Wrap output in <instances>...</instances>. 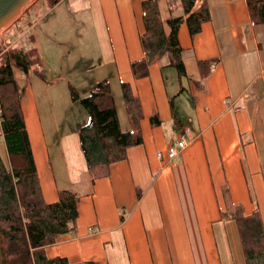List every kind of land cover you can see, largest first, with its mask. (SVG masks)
Wrapping results in <instances>:
<instances>
[{
	"label": "crops",
	"instance_id": "1",
	"mask_svg": "<svg viewBox=\"0 0 264 264\" xmlns=\"http://www.w3.org/2000/svg\"><path fill=\"white\" fill-rule=\"evenodd\" d=\"M143 1L85 0L74 11L76 63L98 70L85 89L104 80L111 88L114 79L129 83L143 112V143L107 178L90 183L79 135L85 124L52 138L43 111L21 88L45 201L56 202L62 190L82 195L75 230L47 254L71 264H246L237 224L222 212L227 189L248 215L258 210L264 224V25L252 23L247 0H208L211 20L194 40L186 24L179 31L187 87L166 59L136 81L131 62L143 55ZM158 5L169 33L178 0ZM25 32L0 33V65ZM76 40L87 41L82 53ZM14 77L21 78L15 71ZM127 119L124 128L119 119L124 131ZM182 136L186 148L169 160L168 149ZM1 146L6 150L2 128Z\"/></svg>",
	"mask_w": 264,
	"mask_h": 264
},
{
	"label": "trees",
	"instance_id": "2",
	"mask_svg": "<svg viewBox=\"0 0 264 264\" xmlns=\"http://www.w3.org/2000/svg\"><path fill=\"white\" fill-rule=\"evenodd\" d=\"M180 15L168 19L164 29L158 0L142 2V57L131 62L134 80L149 76L150 67L167 60L180 81L186 77L179 31L186 24L192 40L211 20L208 0H178ZM252 23L264 25V0H247ZM0 65V124L8 163L0 154V264H71L65 257L50 258L47 248L62 235L73 232L79 217L82 195L73 190L59 192L58 200L44 199L34 154L23 113L24 89L14 77L17 67L29 75L33 65L24 49H11ZM130 129L121 128L112 88L107 80L95 84L80 99L74 89L73 100H80L89 121L79 131L87 175L93 186L107 178L112 168L128 157V151L143 143L142 107L129 83H121ZM223 219L237 224L246 264H264V224L258 210L248 215L243 204L228 198Z\"/></svg>",
	"mask_w": 264,
	"mask_h": 264
},
{
	"label": "rangeland",
	"instance_id": "3",
	"mask_svg": "<svg viewBox=\"0 0 264 264\" xmlns=\"http://www.w3.org/2000/svg\"><path fill=\"white\" fill-rule=\"evenodd\" d=\"M84 6L85 0H38L10 30H5L6 36L26 31L23 41L16 46L10 44L6 53L11 49H22V46L30 56L33 65L29 75L14 68L15 73L21 77L16 81L19 88L27 89L28 99L35 103L41 114L44 113L43 127L55 139L58 132L65 134L74 131L76 125L87 124L89 121V114L80 100L74 101L72 97L74 89L80 99L87 96L91 89L86 90L84 83L98 71L80 67L76 62H79L81 55H78V60L74 57V11H80L79 8ZM75 43L81 53L87 48V41L76 40ZM187 81L185 77V87ZM112 95L124 128L127 113L121 83L117 79L112 83ZM0 152L3 160L8 163L7 151L3 146Z\"/></svg>",
	"mask_w": 264,
	"mask_h": 264
},
{
	"label": "water",
	"instance_id": "4",
	"mask_svg": "<svg viewBox=\"0 0 264 264\" xmlns=\"http://www.w3.org/2000/svg\"><path fill=\"white\" fill-rule=\"evenodd\" d=\"M38 0H0V33L11 27Z\"/></svg>",
	"mask_w": 264,
	"mask_h": 264
},
{
	"label": "built area",
	"instance_id": "5",
	"mask_svg": "<svg viewBox=\"0 0 264 264\" xmlns=\"http://www.w3.org/2000/svg\"><path fill=\"white\" fill-rule=\"evenodd\" d=\"M186 146H187V141L182 136L174 146L168 149V152H167L168 159L173 160L175 158H178L180 156V151L184 150ZM158 157L160 158L162 157L161 152L158 153Z\"/></svg>",
	"mask_w": 264,
	"mask_h": 264
}]
</instances>
